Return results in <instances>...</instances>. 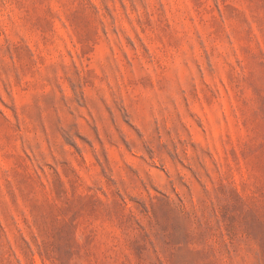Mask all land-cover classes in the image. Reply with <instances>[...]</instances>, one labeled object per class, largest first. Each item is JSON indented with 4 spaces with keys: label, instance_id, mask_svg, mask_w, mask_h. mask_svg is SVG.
Returning <instances> with one entry per match:
<instances>
[{
    "label": "rangeland",
    "instance_id": "obj_1",
    "mask_svg": "<svg viewBox=\"0 0 264 264\" xmlns=\"http://www.w3.org/2000/svg\"><path fill=\"white\" fill-rule=\"evenodd\" d=\"M0 264H264V0H0Z\"/></svg>",
    "mask_w": 264,
    "mask_h": 264
}]
</instances>
